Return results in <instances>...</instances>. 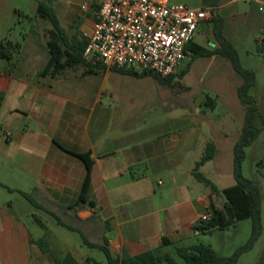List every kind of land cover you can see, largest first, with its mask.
<instances>
[{
  "label": "crops",
  "instance_id": "1",
  "mask_svg": "<svg viewBox=\"0 0 264 264\" xmlns=\"http://www.w3.org/2000/svg\"><path fill=\"white\" fill-rule=\"evenodd\" d=\"M33 1L31 16L39 17L41 2L51 5L49 0ZM96 2L95 20L99 10ZM87 3L83 5L86 10L92 6ZM61 6L66 4L60 0L58 8L53 7L62 23ZM70 16L75 12L70 11ZM28 17L23 6L0 0V39L21 43V50L12 59L14 67H9L8 59L0 58V163L8 165L18 180L14 190L31 195L70 228L46 211L63 232L40 246L42 234L36 230L34 235L10 202L1 203L0 264H57L68 254L82 264L76 258L79 244L69 234L73 231L95 244H103L106 238L110 251L120 257L197 244L201 234L194 226L200 216L213 208L223 209L226 200L222 190L236 183L219 185L202 171L209 163H216L218 148L216 157L200 168L217 189L213 191L194 175L207 144L226 134L210 123L206 127H184L178 122L168 126H147L144 121L114 123L108 107L99 101L101 92L87 80L92 74H84L89 70L105 78L110 73L133 76L106 69L96 57L86 58L91 66L88 69L77 66L56 78L40 76L50 56L51 27L41 19L38 31L15 34L21 18ZM95 20L77 28L62 26L70 34H87ZM171 127L176 132L147 137L149 132ZM208 129L213 138L208 137ZM74 153H89L93 161L87 201L83 203L78 199L87 171ZM43 224V235L47 236L49 228ZM163 238L171 244L164 245Z\"/></svg>",
  "mask_w": 264,
  "mask_h": 264
},
{
  "label": "rangeland",
  "instance_id": "2",
  "mask_svg": "<svg viewBox=\"0 0 264 264\" xmlns=\"http://www.w3.org/2000/svg\"><path fill=\"white\" fill-rule=\"evenodd\" d=\"M9 1L23 6L29 15L28 18H21V26H18L15 34L21 36L26 33V30L40 29L42 18L31 16L35 1ZM59 1L51 0L50 3L57 9ZM61 1L66 4L61 6L64 7L61 13L62 23L67 29L70 24L77 26L88 20H95L96 0ZM216 1L217 6L211 5L207 0H169L170 3L185 4L192 8H212L223 20V36L237 52L240 66L255 75L256 86L250 91V95L255 98L261 115L264 116V46L261 42L264 38V0ZM86 2L92 4L87 10L83 9ZM70 11L75 12V16H70ZM211 19L200 24L194 40L210 49L219 46ZM34 36L36 37V32ZM188 60L189 57H186L179 66L170 87L161 85L153 77L136 79L115 73H110L107 78L103 74H92L91 79L87 80L101 92L98 96L99 101L108 107V114L113 116L114 123L135 124L144 121L147 126L158 123L168 126L167 124L171 122H178L184 127L197 124L206 127L210 123L216 131L224 132L226 136L214 138L216 139L214 143L219 149L216 163H209L202 171L208 173L217 182L219 181V185H230L229 183L236 182L232 174L234 146L243 130L246 117V106L241 103L238 96V88L243 80L232 64L220 55L197 59L191 65L190 72L184 78H180L178 74ZM197 109L201 112H196ZM256 123L263 127V131L253 145L246 148L242 173L246 179L256 182L259 186L262 231L253 248L242 253L236 264H258L257 255L264 251V126L261 120ZM172 127L166 130H154L147 133V137L161 135L159 133H165V131L176 132V129ZM206 131L208 137L210 135V138L214 137L211 130ZM7 166L2 167L0 163V204L10 202L17 214L31 228L33 234H36V230L42 234L43 238L38 241V245L41 242L44 245L51 243L48 239L62 234L63 228L45 210L34 207L21 192L14 190L13 187L18 184V180L12 176ZM31 213L35 215L32 216ZM38 220L47 224L49 228L47 236L43 235L46 231ZM252 233V220L247 219L224 231L216 230L201 234L195 241L212 247L222 257H232L247 245ZM69 234L79 244L76 251L78 261L83 264L87 259H92L99 264H109L102 250L92 248L85 243L83 233L73 231ZM55 243L56 241L53 242ZM176 249L177 247H173L161 253H171L176 256ZM178 261L180 264H185L180 259Z\"/></svg>",
  "mask_w": 264,
  "mask_h": 264
},
{
  "label": "trees",
  "instance_id": "3",
  "mask_svg": "<svg viewBox=\"0 0 264 264\" xmlns=\"http://www.w3.org/2000/svg\"><path fill=\"white\" fill-rule=\"evenodd\" d=\"M50 1L51 0H49V2ZM207 1L211 5L217 6L216 0ZM97 8H99V6ZM38 16L46 20L51 26L49 32L50 38L48 43L50 56L48 63L40 73V76H50L56 78L62 75V73L68 68L82 66L88 69L91 67L84 56V52L88 44V39L84 34L80 33L79 31L70 34L62 26L56 9L46 2H41L39 4ZM210 21L214 23V34L218 40L219 46L210 49L193 41L188 46L187 57H189V60L184 68L179 72L178 76L180 78H184L190 72L193 62L199 58H210L216 55L222 56L232 64L236 73L243 80L242 85L238 88V96L241 103L246 106V117L241 135L234 146L233 175L236 183L222 190V193L226 200L223 209L213 208L212 219L209 221L199 220L194 226V231L199 234H205L216 230L224 231L232 226H235L241 221L251 219L253 223L252 237L247 245L241 248L232 257H222L218 255L212 249V247L203 243H197L187 248H177L175 252L176 256H173V254L171 253L162 254L161 250H150L140 255H125L123 257H120L115 256L110 251L107 246L108 240L106 238L104 239L103 244H95L90 242L84 236L85 243L88 246L92 248H98L105 253L109 264H180L178 259L182 260L185 264H236L240 255L251 250L261 236L262 226L260 189L256 182L246 179L242 173V164L245 159L246 148L253 145L255 140L263 131V127L258 126L256 122L258 120H261L264 126V116L261 115V111L257 104V101L253 96L250 95V91L256 86L255 75L253 72L245 70L240 66L237 52L232 47L230 42L223 36V20L215 11L213 12V17ZM77 27L78 25L75 28ZM20 50V42H14L8 39H0V58L8 59L10 68L14 67L15 64L12 62V59L14 55ZM95 66L98 67L99 64L97 63ZM112 70L137 78L153 77L161 85L169 87L172 85V82L176 77L175 74H172L166 78H161L149 70ZM88 74H94V72L87 70L86 74L84 75ZM74 155H76L85 163L87 171L78 199L79 203H83L87 201L89 186L91 182V169L93 161L91 160L89 153H74ZM216 155V144L214 142L208 143L203 157L199 162L196 163L194 169L195 177L199 181L209 186L213 191L217 189L216 186L200 172V168L207 162L213 160ZM8 190L14 191L11 189ZM21 194L36 208L51 213L61 225L70 228V226L62 222L56 214H53L50 210L34 200L31 195L23 192H21ZM39 223L44 227L43 222L39 220ZM163 244L170 245L171 242L167 238H163ZM56 262L57 264H78L76 259L70 254H68L63 260H57ZM83 264L99 263L95 260L87 259ZM258 264H264V251H262L259 257Z\"/></svg>",
  "mask_w": 264,
  "mask_h": 264
},
{
  "label": "built area",
  "instance_id": "4",
  "mask_svg": "<svg viewBox=\"0 0 264 264\" xmlns=\"http://www.w3.org/2000/svg\"><path fill=\"white\" fill-rule=\"evenodd\" d=\"M84 56L106 69L149 70L161 78L175 74L186 59L199 26L213 17L212 8H192L169 0H98ZM86 9V6L83 7ZM264 37V29H263ZM264 46V38L261 39ZM212 210L200 221H209Z\"/></svg>",
  "mask_w": 264,
  "mask_h": 264
}]
</instances>
